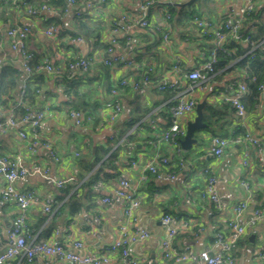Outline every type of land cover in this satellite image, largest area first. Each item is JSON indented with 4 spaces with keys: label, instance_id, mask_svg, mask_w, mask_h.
<instances>
[{
    "label": "crops",
    "instance_id": "1",
    "mask_svg": "<svg viewBox=\"0 0 264 264\" xmlns=\"http://www.w3.org/2000/svg\"><path fill=\"white\" fill-rule=\"evenodd\" d=\"M23 1L26 2L0 0V10L7 13L6 19L0 18V67L8 65L20 71L23 57L11 48L6 30L9 26H28V53H35L40 56V61L59 68V72L39 70L29 77L39 87L35 99L27 106L33 110H44L45 115L34 128L24 125L27 137H20L11 126L0 131V157L19 155L24 167L39 169L16 182L17 189L32 191L42 200L26 211L30 239L54 237L64 240L69 224L74 220L70 232L82 242V246H70V250L80 256L107 254L110 258L108 264H122L118 252L109 250V246L118 236V226L127 222L123 200L113 196V192L120 188V179H125L128 188L137 189L140 196V204L132 213L131 228L144 229L149 233L148 238L130 246L135 259L142 260L143 264H165L161 243L172 226L177 227L173 239L176 248L187 246L194 251L213 250L215 232H227L226 222L232 216L233 206L245 201L246 207L240 217L246 230L233 252L235 264H259V260L264 259V219L252 222L251 219L254 207L264 206V167L258 163L254 146L249 147L245 157L243 146L235 140L249 132L264 141V89L257 95L247 89L243 98L246 109L243 117L224 97L244 77L245 69L237 66V61L242 57H247L248 61L264 58V41L251 45L225 69L209 74L205 81L186 92V96L196 99L197 103L205 101L201 120L206 124L193 131L195 141L188 148L182 147L181 140L186 124L196 115L195 109L179 119L184 134L179 137L177 145L164 140L155 145L156 139L171 123L169 107L177 91H185L189 85L185 73L200 67L211 49L210 39L194 23V16L216 25L226 19L235 21L239 19L243 0H106L102 6L99 5L100 0H75L68 8L65 0L64 8L63 5L59 9L44 3L51 9L35 14L27 11ZM76 10L87 13L76 18ZM253 12H264V0H256ZM122 15H126L130 23L125 30L114 32L112 22ZM144 18L148 20L147 26L139 23ZM81 19L87 21L90 31L95 33L91 38L75 29ZM240 21L243 26L244 19ZM56 23L61 27L59 34L47 35L46 29ZM247 25L248 30L255 29L254 20ZM228 39L226 50L232 54L246 48L249 43L234 39L230 34ZM109 44L115 53L133 59L134 64H104ZM84 57L91 60L88 69H68L70 60ZM68 74L72 75L71 86L75 85L66 90L62 83ZM144 75H148L147 81H142ZM23 79L20 71L15 88L0 99V119L18 101ZM122 79H127V84H121ZM132 80L141 81L139 87L134 88ZM162 84H174L177 88L162 89ZM110 88L117 89L122 105L113 122L109 121L113 102L107 91ZM68 93L72 101L81 104L83 100L86 107L94 112H85L88 119L82 125L73 124L67 117L70 106L66 101ZM206 105L212 109H206ZM214 136L229 140L219 156L210 153ZM106 143H110V151L77 180L82 171L77 163L79 158L85 155L89 159L90 150ZM50 147L55 149L57 159L50 154ZM157 151L170 159L174 178L156 177L143 171L144 164ZM111 153V164L103 166L98 179L90 186H84L100 163L107 162L106 158ZM143 172L147 178L140 181L139 176ZM211 174L216 177L217 201H212L205 194L206 179ZM60 179L70 181L59 187L55 181ZM97 182L100 185L97 186ZM71 183H76L75 187L63 195L64 187ZM3 185L4 179L0 174V191ZM76 188L82 209L70 216L62 211V205ZM105 196L114 200L106 203L102 200ZM46 200L52 204L51 213L43 210L42 202ZM17 213V206L2 201L0 196V251L5 247L7 229ZM166 213L173 218L170 224L161 220ZM52 220L53 229L46 237L44 231ZM64 243L69 245L65 240ZM24 261V256H18L9 264H22ZM31 264H43V259L36 257ZM53 264L71 263L54 259Z\"/></svg>",
    "mask_w": 264,
    "mask_h": 264
},
{
    "label": "built area",
    "instance_id": "2",
    "mask_svg": "<svg viewBox=\"0 0 264 264\" xmlns=\"http://www.w3.org/2000/svg\"><path fill=\"white\" fill-rule=\"evenodd\" d=\"M100 6L106 0H100ZM75 0H67V8L72 5ZM149 3V1H148ZM146 3V4H148ZM256 0H243V4L239 9V19L231 20L226 19L220 25L213 24L212 22L200 17L194 16L193 21L199 27L202 34L207 36L211 41V49L208 54V58L200 67H194L189 69L185 75L189 81V85L185 91H177L176 98L173 100L169 107L171 114V123L165 129L161 135L156 139L155 145H159L160 141L164 140L173 145L178 144L179 137L184 134L183 128L180 126L179 119L185 115L194 111L197 104L196 99L186 96V92L192 90L195 86L207 79L208 72L212 71V64L216 61V53L218 51H226V41L228 34L234 39H242L245 41L249 40V35H243L240 32L241 19H244L246 15L252 12L255 8ZM22 5L27 8L29 13L35 14L37 11L50 10L46 4H41L39 7L28 5L27 2L23 1ZM90 9V5H89ZM80 10H76L74 15L76 18H80L83 14ZM130 23V20L126 15H122L119 20L113 21V31H123ZM139 23L142 26L148 25L147 19H141ZM61 27L59 24L50 25L45 33L49 36H56L59 34ZM30 29L28 26H9L6 30V34L9 38L11 48L17 50L23 57L24 62L19 66V69L23 74V81L19 92V99L10 111L5 115L4 118L0 119V131L5 126L13 127L20 137L26 138L27 135L24 131V125L28 124L31 128L36 127L45 115L44 110H33L29 106L24 105V93L26 82L33 73L32 68L28 64V60L31 55L26 49V40ZM166 38V37H165ZM80 39V38H78ZM115 39L112 38L111 42L114 43ZM107 56L104 58V64L112 66L114 64H122L124 66H130L134 64L133 59L127 58L122 53H115L112 44H109L106 48ZM91 60L89 58H78L68 62V69L71 71L81 68L86 70L90 67ZM36 71L47 70L49 72H59V68L51 65L49 62L44 61L35 67ZM148 75H144L142 81H147ZM254 77H251L245 72L244 77L241 81L235 83L234 90L229 94L225 95V100L233 106L236 113L243 117L245 116V104L243 98L247 93V82L253 81ZM72 81V75L68 74L65 82L62 83L64 88L69 89ZM121 84H127V79H122ZM141 81L132 80L131 84L134 88L139 87ZM160 88H173L176 89L174 84H162ZM260 92L264 89V77L258 85ZM110 94L113 97L112 112L109 117V121L113 122L118 114L121 112L122 105L118 98V91L116 88L110 90ZM66 101L71 102V94L66 95ZM24 106V113L21 117L17 118L14 114L16 106ZM68 119L75 125H82L88 119V115L78 109H70L67 112ZM243 146V154L247 157L249 147L254 146L257 160L260 165L264 167V141H261L257 136L246 132L242 137L235 140ZM229 144L227 138L221 136L213 137V146L211 147V154L213 156H219L223 152L224 148ZM50 145V144H49ZM51 146V145H50ZM50 154L54 159L56 157V151L53 147H50ZM133 163V162H132ZM246 163V160H244ZM171 161L168 157L161 155L158 151L153 157L147 161L143 166V171L154 174L156 177L167 176L174 178L175 173L170 170ZM38 168L28 169L22 165L21 158L19 155L14 157H0V174L4 179V185L1 188L0 196L1 200L13 203L17 206L18 213L12 220L9 228L7 229V238L5 240V247L0 251V264H9L18 256H24L25 261L22 264H31L32 260L36 257L43 259V264H53L54 259L68 261L71 264H108L110 258L107 254H93L89 253L86 255H78L70 250V246L81 247L82 242L76 240L71 232L70 228L74 220L69 224L68 232L65 235L64 240L56 238L46 240H34L30 239L28 234V223L26 221V211L32 205L40 203L42 200L32 191H21L16 188V182L23 178L29 173L38 172ZM141 173L139 176L140 181H144L147 178L145 173ZM70 179L56 180L55 184L59 187L63 186ZM120 188L113 192V196L120 198L124 202V215L127 219L126 223H122L118 226V236L109 246V250L117 251L119 259L122 264H143L142 260L135 259L130 253V246L134 243L148 238L149 233L144 229L131 228V217L133 210L140 204L139 191L135 188H128V182L125 179H120ZM216 177L211 174L207 177L205 183V194H207L212 201H217L218 195L216 191ZM96 185H100L97 182ZM102 200L106 203H111L114 199L111 196H105ZM43 210L47 213L52 212V204L50 201H43ZM246 207V202L241 201L233 206L232 216L226 222V231H216L214 234V249H203L200 251H194L189 247L178 249L173 244L174 236L177 232V227L172 226L168 229V236L161 243L162 257L165 264H174L180 262H190L192 264H235L234 250L237 247L240 237L245 233L246 226L243 223L240 215L242 210ZM264 219V206H256L253 209V217L251 222L256 219ZM161 220L170 224L173 218L170 214H164ZM185 226V224H184ZM2 237L0 234V241ZM259 264H264V259L259 260Z\"/></svg>",
    "mask_w": 264,
    "mask_h": 264
},
{
    "label": "trees",
    "instance_id": "3",
    "mask_svg": "<svg viewBox=\"0 0 264 264\" xmlns=\"http://www.w3.org/2000/svg\"><path fill=\"white\" fill-rule=\"evenodd\" d=\"M26 2L28 3V5H32V6H40L41 4H50L52 6H54L55 8H59L61 7V5H65V0H26ZM60 9V8H59ZM62 9V8H61ZM7 17V13L4 10H0V18H5ZM254 20V24H255V29L250 31L248 30V23L250 21ZM78 23L75 26V29L77 30L78 33L80 34H84L86 37L91 38V35H94L95 33L91 32V26L88 25L87 21H83L78 20ZM243 26L241 24V29L240 32L243 35H249V40H248V45L246 48H240L238 50V52L236 54H232L226 51H218L216 53V61L212 64L213 68L212 71H209L208 74H211L213 72H217L219 70H223L225 69V67L233 60H235L239 55H241L242 53L245 52L246 49L250 48L251 45L253 44H259L260 42L264 41V12L261 14H255V12H250L248 15L245 16L244 18V22H243ZM57 24V23H56ZM97 37V35H96ZM229 40V39H227ZM228 43L229 46V42H226V45ZM209 52V51H208ZM207 52V53H208ZM206 53V54H207ZM257 53V52H255ZM209 54V53H208ZM31 57L28 60V64L30 65V67L32 68L33 72L36 73L35 67L39 64L42 63V61H40V56L33 53L30 54ZM247 57H242L241 59H239L237 61V66L243 67L245 69V72L248 73L251 77H254L253 81H248L247 82V89L249 88V90L254 94L257 95L260 93V90L258 89V85L259 83L262 81V78L264 77V58H260V57H256L255 59H252L250 61L247 60ZM73 60V59H72ZM19 73L20 71H16V69H13L12 67L8 66V65H4L0 67V99L4 96V95H9L10 92L15 88L16 83L19 79ZM35 80L34 81H30V79L26 82V86H25V93H24V105H27L28 103H32V101L35 99L36 97V93H37V89L39 87V85L35 84ZM249 83V84H248ZM73 84L71 86V88H74ZM112 88L108 89L107 91H109ZM76 92V90H74V93ZM81 104H79L78 102L75 103V101H71L70 102V106H69V110L70 109H82L84 111V113H91L94 114V112L92 110H90L89 108H87L85 101L81 100L80 101ZM24 106L18 105L15 107V111H16V115L18 117H21L24 113ZM206 109L210 110L212 109L210 105H206ZM206 117V115L204 114V118ZM111 145L110 143H106L102 146H97L96 148H93L92 150H90L89 152V159H87L84 156L80 157L78 160V166L79 168L82 170L81 173L78 175L77 180L81 179V177L83 176V172L86 171H90V169L92 168L93 165H95L98 161H100V159L102 158V156H104L105 154H107L110 151ZM113 157V153L110 154V157L106 158V163L102 162L100 163L99 167L97 168V170L90 175L88 181H85L84 186H90V184L92 183V181H95L98 179L99 174L101 173V170H103V166H107L109 164H111V160ZM91 158V159H90ZM114 168V166H113ZM100 172V173H99ZM108 175L106 174V177ZM103 177H105L103 175ZM111 177V176H110ZM77 183V182H76ZM76 183H71V184H67L64 189H63V195H67L69 194V192L75 187ZM82 209V202L81 199L79 198V192L78 189L76 188L75 190H73L71 192V194L68 196V198L65 200V202L62 205V211L65 210L66 212L69 213L70 216H74L76 214H78ZM61 210V209H60ZM54 224L53 220L52 222L49 223L48 227L45 229L44 231V236H49L51 234L52 231V225Z\"/></svg>",
    "mask_w": 264,
    "mask_h": 264
},
{
    "label": "water",
    "instance_id": "4",
    "mask_svg": "<svg viewBox=\"0 0 264 264\" xmlns=\"http://www.w3.org/2000/svg\"><path fill=\"white\" fill-rule=\"evenodd\" d=\"M205 105V101H200L195 106L196 115L194 119L186 124L185 127V134L183 139L181 140V145L183 148H188L190 143L195 141V139L192 137L193 131L196 129H200L206 124L202 122V108Z\"/></svg>",
    "mask_w": 264,
    "mask_h": 264
}]
</instances>
